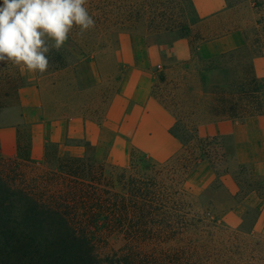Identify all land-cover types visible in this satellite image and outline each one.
I'll return each instance as SVG.
<instances>
[{"label":"rangeland","instance_id":"374dc122","mask_svg":"<svg viewBox=\"0 0 264 264\" xmlns=\"http://www.w3.org/2000/svg\"><path fill=\"white\" fill-rule=\"evenodd\" d=\"M191 1L203 21L186 38L164 31L171 18L185 17V0H87L95 27L80 34L74 25L72 40L56 50L47 38V46L67 64L79 60L82 52L100 64L99 88L90 90L84 73L77 83L65 81L73 104L85 111L83 118L101 126L102 141L92 145L98 160L124 167L130 151L138 149L156 163L174 162L185 153L169 133L176 118L195 127L199 137L216 138L225 152L223 160L213 159L217 147L209 149L212 162L205 159L191 168L187 186L203 205L212 202L223 229L246 243L245 250L235 252L234 259L242 255L238 264H264V197H243L255 190L264 193V174L253 170L254 163L264 162V0H197L201 7L221 2L214 17H201L196 0ZM232 32L242 34V48L212 58L198 53V38L213 35L209 41ZM1 62L17 78H30L26 68ZM229 102H236L238 116L246 115L218 118L216 112L222 116L220 109L230 108ZM16 115L15 107L0 110V124L11 123ZM88 133L95 135L93 129ZM85 141L79 137L65 145L81 147L83 155ZM244 171L260 183L251 185ZM245 212L249 215L241 224Z\"/></svg>","mask_w":264,"mask_h":264},{"label":"trees","instance_id":"16d2710c","mask_svg":"<svg viewBox=\"0 0 264 264\" xmlns=\"http://www.w3.org/2000/svg\"><path fill=\"white\" fill-rule=\"evenodd\" d=\"M185 1L189 9L185 17L171 18L164 30L181 38L188 37L193 26L203 21L192 1ZM212 37L198 38V43ZM46 56L49 65H56L43 74L36 71L38 77L67 65L53 48ZM81 59H85L83 52ZM2 64L0 61V110L15 107L20 119V90L27 81ZM231 105L229 102L225 111L220 109L222 116L219 111L215 115L234 120L246 115L238 116L236 102ZM16 126L15 154L0 156V264L242 261V255L235 259L234 255L245 250L246 243L223 229L212 202L203 205L201 196L187 186L191 168L205 159L212 162L209 149L217 147L213 159L223 160L225 152L215 137L201 138L195 127L176 118L169 133L179 141L184 154L174 162L156 163L147 153L133 149L127 165L117 167L98 160L88 141L82 143L84 154L80 157L61 154L58 144L46 141L42 159L35 161L30 156V126L19 122ZM244 172L251 185L260 183L252 173ZM257 191L243 197L263 198L264 193L257 195ZM248 215L244 213L241 224Z\"/></svg>","mask_w":264,"mask_h":264},{"label":"crops","instance_id":"0c3cea01","mask_svg":"<svg viewBox=\"0 0 264 264\" xmlns=\"http://www.w3.org/2000/svg\"><path fill=\"white\" fill-rule=\"evenodd\" d=\"M196 8L201 17H209L222 8V3L218 2L215 7L211 4L201 7L197 5L196 0ZM243 44L242 34L232 32L200 43L198 53L203 58H212L238 50ZM99 71L100 64L92 58L69 63L43 77L28 71L30 78L26 86L20 90L22 118H15L11 123L0 124V156L9 158L15 154L18 122L27 124L31 128L30 156L35 161L42 159L46 141L58 144L60 152L66 151L75 157L82 156V148L76 145H65L66 140L85 137L91 145H99L102 141L98 135L101 126L94 125L92 121L83 118L85 111L75 107L73 96L69 95L71 91H68V85L65 82L67 80L70 83V79H73L77 83V80L83 77L81 73H84L88 81H91L88 85L90 90H94L102 83V78L99 79L101 77ZM101 97L102 95L100 99ZM92 129L95 131L93 136L88 133ZM253 170L258 174H264V162L254 163Z\"/></svg>","mask_w":264,"mask_h":264},{"label":"clouds","instance_id":"9594fccd","mask_svg":"<svg viewBox=\"0 0 264 264\" xmlns=\"http://www.w3.org/2000/svg\"><path fill=\"white\" fill-rule=\"evenodd\" d=\"M86 4L87 0H2L0 61L43 74L49 68L47 38L59 50L74 25L80 34L95 27Z\"/></svg>","mask_w":264,"mask_h":264}]
</instances>
